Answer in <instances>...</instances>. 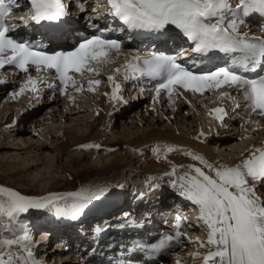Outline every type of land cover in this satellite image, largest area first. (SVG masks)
<instances>
[{"label":"snow or ice","instance_id":"obj_1","mask_svg":"<svg viewBox=\"0 0 264 264\" xmlns=\"http://www.w3.org/2000/svg\"><path fill=\"white\" fill-rule=\"evenodd\" d=\"M71 2L80 12H85L87 0ZM27 3L30 14L27 18H19L25 27L30 23L59 27L70 17V5L66 0H27ZM103 3L107 6L103 17L97 9H92L104 21V27L90 25L98 34L79 39L71 50L49 53L29 40L13 36L19 25L9 17L13 6L19 5L17 0H0V70L11 66L26 74L18 91L12 93L13 98L25 91L38 94L40 84H46L61 95H66L69 87L81 92L83 83L75 76L85 74L90 76L87 90L94 91L92 86L102 83L95 77L105 65L113 62V54L119 55L123 49L122 40L110 38L108 33L125 31L129 36L165 43L184 38L191 42V47L186 53L181 51L176 55L149 51L147 55L121 57L124 64L107 75L112 85L111 99H122L118 95L121 85L116 80L120 74L125 80L147 78L155 81L156 102L162 93L170 103L174 102L173 96L184 98L187 103L185 92L204 95L206 91L228 87L242 95L244 104L237 102L231 92L219 91V98L231 101L233 111L242 109L245 123H250L248 118L253 115L264 118V75L257 72V69L264 72V38L240 30L245 18L255 14L264 18V0H238L235 6L230 0H103ZM87 18L91 20V15ZM139 51L141 49H137ZM192 54H196L193 65L221 59L228 66L193 72L178 62L184 55ZM30 67L35 68L37 77L31 75ZM45 72H52L54 76L45 77ZM250 72H256V78L245 75ZM53 80L58 84L51 82ZM4 83L7 81L0 80V84ZM209 115L223 123L228 111L216 107ZM203 135L201 132L200 136ZM81 147L99 149L100 145ZM152 151L157 159L161 154L167 158L170 152L182 151L203 167L173 165L171 172L164 173L175 177L170 187L177 190L184 201L190 202L197 215L191 222L188 216L177 215L173 233L163 235L157 243L145 245L142 250L155 255L187 239L197 248L188 260H177L176 264H197L198 261L199 264H264V194L260 191L264 188V147H252L232 166L209 163L190 150L171 146L163 150L156 146ZM156 179L150 177L148 187H158L153 183ZM106 192V188L97 186L64 195L33 197L0 186V264H40L32 251L28 226L20 221L21 214L55 209L59 216L75 220ZM60 201L64 204L58 203ZM185 225L201 230L204 238L190 237L187 231H181ZM201 249L205 251L202 253Z\"/></svg>","mask_w":264,"mask_h":264},{"label":"rangeland","instance_id":"obj_2","mask_svg":"<svg viewBox=\"0 0 264 264\" xmlns=\"http://www.w3.org/2000/svg\"><path fill=\"white\" fill-rule=\"evenodd\" d=\"M103 5H104L103 0H88L86 4L87 7L86 9H90L93 7L98 9L100 7L105 6ZM88 13H90V11ZM90 14H94V13L91 12ZM112 60L113 62L111 64L105 66L107 70L109 67L111 68L113 67L112 70H114L115 67L116 68L119 67V65L122 62V59L116 55L112 56ZM112 70L111 73L113 72ZM102 71L98 77H95L100 79L102 83L99 86L93 85L92 87L95 89L94 91H89V92L82 91L77 94L80 97V100L84 101L85 103L87 102L88 106H87V111H84V113L78 114L76 116L68 115L69 117L70 116L75 117L74 120L71 119L60 120L58 118L61 116L62 114L61 112H63V110L66 109V104L68 102L70 103L69 99L63 100L65 97H61L58 100L51 101V100H47V97H44L43 95L41 98L38 97L35 98L36 93L34 94V96L31 97L29 96V91H25L24 93L13 98L12 93L13 91H15L14 87L13 88L11 87L9 90H5L2 92V94H0V143L11 145L12 143L18 142V146H13V148H17V149L22 148L21 150L14 149L9 152L4 151V149H0V185L9 186L8 188L13 189L15 191H17V189L20 190L23 189L22 190L23 192L29 191L28 192L29 194H26V196L41 197V196H48L49 194L64 195L67 193L79 191L82 188H92L94 187V183L92 182H94L97 175L101 173H110L107 171L106 168H104L101 171L102 168H98V166L95 165L94 166L89 165L91 164L92 161H95L97 163L98 161H100L101 162L99 163L100 165L102 164V162L106 160H113L112 162L115 163V166H117L119 170L117 172L118 173L117 177L114 179L115 183L113 184V186L117 187L118 184L122 182V180H125L130 185L137 184L138 187L140 186L142 189L146 187V184L148 183V180H146V178L149 179L150 177L161 178L162 183L165 182L168 183L169 178L162 179L161 174L166 173L165 171H167V169L172 167L174 164L175 165L177 164V162H172L168 159H165L163 155L161 156V160H158L157 162L153 163L150 159L151 157L149 158V156H147V152H143V153L141 152V155L139 157L137 155V151L136 153L134 152V149L136 148V145L142 143L143 142L142 140L144 139L149 140V143L151 144L150 146L151 149L156 146H160L161 149H164V147L168 145L174 147L172 145L177 146L176 143H178L177 141H179V139H185L188 141V143L186 145L184 144L179 145V146H184L183 150L191 147L194 150V153H196L197 155L206 153L207 157L214 159L219 158L220 159L219 161L221 163H225L228 160H232L233 158H231L230 156L233 153H235V151L236 152L239 151L241 147L248 144V142L256 141V137L258 138L257 139L258 142L262 138H264V125L263 127H261L260 130H254L252 125H249L243 129L241 128V130L230 132L229 135H221V138L208 139L206 135H203L202 137L200 136V134L197 135L196 132H198L200 128L198 130V126L195 127L196 125L195 123H193L194 119L197 118L202 119L201 126L203 127L204 134H209L211 132V128L213 127L212 121H210V119L206 117L205 113L203 116V111H205L204 109L207 108V106L209 105V102L211 101L210 99H208L207 103H203L204 98L196 97L191 99L190 101L193 103L197 102L196 99L199 100L198 102H200L199 103L200 105L195 104V106H192V107L197 106V109L193 110V114L195 115L193 116V118L191 117L189 119L186 118V120L187 119L188 120L186 121V123H183L182 122L183 120L180 118L183 117L182 115H184L185 117L188 116L185 115L184 112L187 113L189 111L188 110L189 108L184 106L178 108L179 112H181L180 114L181 117L179 118L172 117V115L171 116L166 115L164 117L168 118V120L170 121L166 122V120L164 119L161 121L162 118L161 114L160 117H158L157 116L158 113L155 112L156 102H152L151 104V101L149 99L146 100V98L143 97L139 98L136 95L134 99L129 100L130 102L132 101L131 106L129 108L124 110L121 109L118 111L119 108L116 110L117 108L116 106L115 109L113 108L112 110L114 114L119 112L121 114V118L125 119V121L130 124L129 130L126 131L125 135L124 133H120L122 131V128L120 127L122 122H120L121 118H119L118 116L119 119L118 118L117 119L120 121H117V125H115L112 129H110L111 127L109 126L108 128L109 131L107 130L106 132H104L105 134L104 136H102L107 141L124 139L123 141H125V143L127 142L128 144H125L121 148L112 150L107 153L102 151L101 149H98L97 151L96 149L83 150L82 148L76 146H71L67 148L65 145L70 144L73 140H69L68 133L64 132L62 127L68 125L71 127L72 131H75L77 133H87V131L89 130L88 128L89 120L91 118L97 117L99 113L97 108V98L100 96V94L103 91H104L103 93H107L109 90V87H107L106 85L107 75L104 76L103 75L104 72ZM72 90L73 89H71V91ZM10 92L12 93L10 94ZM70 94L71 97L75 95L73 92H71ZM94 94L96 95L93 96ZM53 102H55L56 104ZM87 104H85V108ZM28 105L29 107L30 105H33L35 113L32 115L33 119L32 118L30 119L32 121L29 122V124L27 125L26 122L25 124L22 121L21 116L23 113H21V110L22 109L23 111L28 110ZM164 107L170 108L167 105V103L163 105V108ZM202 107L203 110L200 111ZM168 108L164 110L166 112L162 111V109H160L159 111H162L164 113H171V111ZM7 115H8L7 118L11 117L10 119L12 121L13 118L14 119L18 118L16 119L18 120L17 121L18 123L14 130L17 129L18 125L19 128L23 130L26 131L32 129L33 130L31 132L28 131L30 133H27V135L23 138L19 137L18 139L17 138L13 139L15 137L13 136V133L10 131L11 129L8 128L9 130H6L4 128L6 124H3V121L5 120L6 122ZM140 115L143 119L146 118L151 119L150 124L146 126V125H142L143 121L139 123V119L141 118ZM85 120L87 121L82 123ZM101 123L103 125L105 124L104 121H102ZM188 123L189 124L191 123L193 125H190L188 127L186 126V124ZM262 123L264 122L263 121L261 122V126ZM165 125L167 126L166 130L163 128V126ZM257 133L258 134L260 133V137L258 136ZM10 135L12 137H9ZM197 137H200L201 140L199 138L197 139ZM203 138L206 139L205 142L207 144L213 141H216L217 144H219L221 142L223 143L225 140L228 139L231 140L230 141L231 143L229 144L231 147L228 148L227 151L225 150L226 151L225 154L221 152L222 148H224L223 145L215 146V144L214 145L211 144L209 145V148L211 147V149L206 150L207 149L206 148L202 150L200 149L199 145L202 146ZM31 143L36 145L44 143L48 147L47 149H45V151L40 152L38 150L36 151V149L32 147ZM83 145H85V143H83L81 146ZM62 147L64 148L62 149ZM178 153L180 154L176 156L172 152L171 155L170 154L169 155L173 156L174 159H178V160L181 158L190 157V156L189 157L182 156V154H184L182 151H179ZM167 157L169 156L167 155ZM70 158H76L79 161L78 164L72 165V163H70L69 160ZM52 160L55 161V165H52L53 164ZM34 163L35 164L41 163V164L40 166H37L36 168L33 167L30 170L29 169L30 166L33 165ZM196 163H199V161H197ZM213 163L216 162L213 161ZM111 165H113V163ZM25 167L28 170L27 172L23 169ZM36 174L40 178L37 179L38 180L37 183H34V181H32V176ZM53 178H57L56 181H51V179ZM41 184L53 185L54 187L56 188L58 187V188L40 192L39 187L41 186ZM37 211L38 210H30L28 213L21 214L20 221H22L28 226L29 221L28 219H26L29 217L28 214H33L34 212ZM0 231H2V229H0ZM193 233L200 237L204 236L203 232L198 228H195V230H193ZM64 247L66 246L64 245L63 248ZM63 248L61 249V251H59V253L57 250L56 252L57 254L53 253V255H48L49 257L53 256V259L50 257L48 261L49 264L53 263L54 260L58 261L59 259H62V261L59 264L69 263L71 254H67V251L65 250L63 251ZM60 256L63 258H59ZM44 257L45 256L43 257L41 256L42 259ZM38 258H40V256L39 257L37 256V259Z\"/></svg>","mask_w":264,"mask_h":264},{"label":"bare ground","instance_id":"obj_3","mask_svg":"<svg viewBox=\"0 0 264 264\" xmlns=\"http://www.w3.org/2000/svg\"><path fill=\"white\" fill-rule=\"evenodd\" d=\"M100 2V1H99ZM230 2L232 3L233 1H231L230 0ZM104 6V5H103ZM93 12V11H92ZM18 22H20V21H18ZM129 57H131V54L129 55ZM109 65V64H108ZM106 66V65H105ZM103 67V70L106 72H110L111 70H112V68L111 67H109L108 68V70L106 69V67ZM110 70V71H109ZM103 72V71H102ZM107 73V74H108ZM79 82H81V83H83V86L87 83V79L86 78H82V79H80L79 80ZM110 85V84H109ZM109 87V90H108V92H107V94L108 95H105V93H101L100 94V96L97 98V108H98V111H99V113H98V115H97V117H94V118H91L90 120H89V122H88V124H89V130L87 131V133H77V132H75V131H72L71 130V127L70 126H68V125H65L64 127H62V129H63V131L64 132H67L68 133V136H69V140H73L70 144H68V145H65L67 148L68 147H71V146H76V147H80V148H82L83 150H88V149H96V151L98 150L97 148H95V147H87L86 149H84L83 147H81V145L83 144V143H85V145H100V148L99 149H101L102 151H104V152H110L109 151V149H111V151L112 150H115V149H119V148H121L123 145H125V144H128L127 142L125 143V141H123L124 139H117V140H115V141H107V140H105L102 136H104V132H106L107 130L109 131V126L111 127L110 129H112L115 125H117V121H120V120H118L119 118H121V114L119 113V112H117V113H113V106H112V103H111V101H113V99H111V89H110V86H108ZM84 88V87H83ZM87 89V88H86ZM108 89V88H107ZM106 90V89H105ZM0 94H2V91H0ZM75 95H73L72 97H71V94L69 93L67 96H65V98L63 99V100H67V99H69V97H71L72 99L70 100V103L68 102L67 104H66V109L65 110H63V112H61L62 114H61V116L60 117H58L60 120L61 119H71V120H74L75 119V117H72V116H68V115H74V116H76V115H78V114H81V113H84V111H87V106H88V104H87V102L85 103L84 101H82V100H80V97L77 95L78 93L77 92H75L74 93ZM96 94H94L93 96H95ZM136 95V94H135ZM138 95L139 94H137V97H138ZM205 95V94H204ZM92 96V97H93ZM201 96H203V95H201ZM136 96H129L128 95V98L130 99H134ZM184 97L186 98V100L188 101L187 103L185 102V99L184 98H177V97H175V96H173V101L174 102H169V100H168V102H167V105L170 107V108H168V107H164L163 108V105H165V102L163 103H161V102H156V110H155V112L156 113H158L157 114V116L158 117H160V114H161V121L164 119V120H166V122H169L170 120H168V118H166V117H164V116H171L172 115V117H177V118H179V117H181L180 116V114H181V112H179V109L178 108H180V107H187V108H189L188 110V112L186 113V112H184L185 113V115H188V116H184V115H182L183 117H181L180 119H182L183 121V123H186V121L191 117V118H193V116L195 115V114H193V110H195V109H197V106L196 107H192V106H195V104L196 105H200L199 103L200 102H198L199 100H197L196 99V101L197 102H191L190 100L191 99H193V98H196V97H198V96H190V95H188V94H184ZM202 98H204V97H202ZM205 98H207V96L205 97ZM204 98V102L203 103H207L208 102V98L207 99H205ZM147 100V99H146ZM159 100H161V98H159ZM52 101V100H51ZM134 101H136V100H134ZM163 101V100H162ZM214 101V98H213V100H211L209 103H211V102H213ZM132 102V101H131ZM46 103V102H45ZM53 103H55V102H53ZM48 104V103H47ZM49 104H51V103H49ZM56 104V103H55ZM85 104H87L86 105V108H85ZM151 104H152V102H151ZM65 105V104H64ZM68 105V106H67ZM201 107V106H200ZM208 107L209 106H207V108H205V111H203V116H204V113H206V111L208 110ZM111 108V109H110ZM120 108V107H119ZM169 109L170 111H171V113H164V112H166V111H164L165 109ZM160 109H162V111H164V112H162V111H159ZM173 109H174V111H173ZM121 110V109H120ZM203 110V107L201 108V110L200 111H202ZM119 111V110H118ZM21 113H23L22 114V121L25 123H27V125L29 124V122H31L32 120H30L33 116V114L35 113V110H34V107H33V105H30V107H29V105H28V110H24L23 111V109L21 110ZM188 113H190V114H188ZM177 114H179V115H177ZM192 114V115H191ZM118 116H119V118H118ZM8 117V115L6 116V122H5V120L3 121V124H9V123H11V117L10 118H7ZM138 117H139V115H138ZM140 117H141V115H140ZM90 118V117H89ZM118 118V119H117ZM137 118V117H136ZM186 118H188L187 120H186ZM197 118V117H196ZM14 119V118H13ZM16 119H18V118H16ZM33 119V118H32ZM117 119V120H116ZM198 119V120H197ZM197 119H194V122L193 123H195V127H197L198 126V130H199V128H200V130H202L203 129V127H201V121H202V119H200V118H197ZM28 120H30V121H28ZM114 120V121H113ZM151 119H143L142 117L139 119V123H141L142 121H143V124L142 125H149L150 124V121ZM193 120V119H192ZM87 120H85V121H83L82 123H84V122H86ZM102 121H104L105 122V124L103 125L101 122ZM153 121V120H152ZM264 122V119H259V120H253L250 124H246V126H249V125H252V127H253V129L254 130H260L261 129V127H263V125H264V123H262V126H261V122ZM120 122H122L121 123V128H122V131L120 132V133H124V135H125V133H126V131L127 130H129V123L128 122H126L125 121V119H123V118H121V121ZM25 123V124H26ZM191 123H192V121H191ZM186 124V126H190V125H193V124ZM37 125V124H36ZM35 126V125H34ZM132 126V125H131ZM246 126H241V127H238V126H230L231 128L230 129H233V131H237V130H241V128L243 129V128H245ZM29 127V126H28ZM132 128H134V127H132ZM163 128L166 130V128H167V126L165 125V126H163ZM7 130H9L8 128H6ZM15 128H12L10 131L13 133V136L15 137V138H13V139H18L19 137H25L26 135H27V133H30L32 130H28V131H30V132H28V131H26V130H23V129H21V128H19V125H18V127H17V129L16 130H14ZM131 129V128H130ZM42 130V129H41ZM147 130V129H146ZM197 130V131H198ZM199 130V131H200ZM150 131V130H149ZM198 131V132H199ZM164 132V131H163ZM165 133V132H164ZM196 134H197V132H196ZM258 134V133H257ZM29 135H31V134H29ZM224 135H229V133H224ZM160 136V135H159ZM258 136L260 137V133L258 134ZM9 137H12L11 135L9 136ZM9 137H7V138H9ZM124 137H126V136H124ZM202 137V136H201ZM21 138V139H22ZM12 139V140H13ZM135 139V138H134ZM133 139V140H134ZM199 139H200V137H199ZM258 138L256 137V141H253V142H248V144H246V145H244L243 147H241V149H243V150H239V151H235V153H233L230 157L231 158H233L232 160H228L227 162H225V163H221L220 161L218 162H216V163H214V164H224V165H228V166H232V165H235L236 163H239L240 162V160L242 159H236L235 157H239L240 155H241V153H243V155L244 156H246L247 155V152H248V150L249 149H251L252 147H264V141H263V139H261V141H259L258 142V140H257ZM132 140V141H133ZM201 140V139H200ZM205 138H203V144H202V146H200L199 145V147H200V149H202V150H204V149H206V150H209V149H211V147L209 148V145H211V144H215V146H224V148H222V153H226V151H227V149L228 148H230L231 146L229 145L231 142V140H225L223 143L221 142V143H219V144H217V142L216 141H213V142H209V144H207L206 142H205ZM255 140V139H254ZM131 141V142H132ZM143 142L142 143H139V144H137L136 145V148L134 149V152L136 153V151H137V155L140 157V155H141V152L143 153V152H147V156H149V158L151 159V161L153 162V163H155V162H157L158 160H161V156L163 155V154H161V156H160V158L159 159H156L157 158V156L154 154L153 155V151H152V149L150 148V146H151V144L149 143V140L147 139V140H142ZM218 141H220V140H218ZM29 142V141H28ZM27 142V143H28ZM35 142V141H34ZM136 142V141H135ZM178 143H176L177 144V146H175V145H172V146H174V147H176L175 149H181V150H183V148H184V146H179V145H181V144H184V145H186L187 143H188V141L187 140H185V139H179V141H177ZM205 142V143H204ZM24 143V142H23ZM26 143V142H25ZM194 143V142H193ZM201 144V143H200ZM31 145H32V147H34L35 149H36V151L38 150V151H40V152H42V151H45V149H47V147L48 146H46L44 143H42V144H32L31 143ZM36 145V146H35ZM195 145V144H194ZM13 146H18V142L17 143H12L11 145H7V144H5V143H0V149H4V151H6V152H9V151H12V150H14V149H17V148H13ZM168 146H171V145H168ZM207 146V147H206ZM160 147V146H159ZM173 147V148H174ZM245 147V148H244ZM64 147H62V149H63ZM161 148V147H160ZM165 148V147H164ZM18 149H22V148H18ZM17 149V150H18ZM78 149V148H77ZM224 149V150H223ZM239 149V148H238ZM24 150V149H23ZM163 150V149H162ZM188 150H190L191 152L193 151V149L190 147V148H188ZM226 150V151H225ZM47 151V150H46ZM225 151V152H224ZM229 151V150H228ZM179 151H175V152H172V153H174V155L176 156V155H179L180 153H178ZM33 153V152H32ZM39 153V152H38ZM171 155V152L170 153H168V156L169 157H167V158H165V159H168V160H170V161H172V162H177V164H176V166H180V165H195V163H194V161L195 160H193L192 159V157L190 158L189 157V155H185V154H182V156H186V157H189V158H181V159H174L173 158V156H170ZM2 159V158H1ZM235 159V160H234ZM38 160H40V159H38ZM70 160V163H72V165L73 164H78V160L76 159V158H70L69 159ZM36 161V160H35ZM113 160H106V161H104V162H102V164H100L99 165V163H101L100 161H98V163L97 162H95V161H92L91 162V164H89V165H92V166H98V168H102L101 169V171L104 169V168H106L107 169V171L108 172H110V173H101V174H99V175H97V177L95 178V180H94V182H92V183H94V187H104V188H106L107 189V192L108 191H110V190H112L113 189V184L115 183L114 182V179L117 177V175H118V167L117 166H115V163L114 162H112ZM52 162H53V164L52 165H55V161L54 160H52ZM113 163V165H111ZM182 163H184V164H182ZM41 164V163H40ZM40 164H33V165H31L30 166V170L34 167V168H36L37 166H40ZM175 165V164H174ZM26 172L28 171L27 169H26V167L25 168H23ZM171 169H172V167H170L169 169H167V171H165L166 173L167 172H171ZM19 171H21V170H19ZM180 171H183L182 169H180ZM114 172V173H113ZM162 176V179L163 178H165V177H167V176H165L164 175V173H162L161 174ZM169 177V176H168ZM40 177H38L37 176V174L36 175H34V176H32V181H34V183H37L38 182V180L37 179H39ZM170 178V182H171V180L172 179H175V177H169ZM56 179L57 178H53V179H51V181H56ZM146 180H148L149 181V179L148 178H146ZM123 181V180H122ZM125 181V180H124ZM121 183V182H120ZM154 183L155 184H158L159 186L158 187H151V189H148V186L147 187H144V189H145V192H144V195H147V198H151V196H153V198L154 199H158V198H160V200H161V196H165V195H168V192H173V193H177V190H175V189H173V188H171L170 187V184H163L162 182H161V178H158V179H156L155 181H154ZM134 186V185H133ZM54 188H56V187H54L53 185H47V184H44V185H42L41 184V186L39 187V191L40 192H44L45 190H50V189H54ZM58 188V187H57ZM56 188V189H57ZM148 189V190H147ZM156 190L158 191V192H156ZM17 191H21L20 189H17ZM168 191V192H167ZM260 191H261V189H260ZM29 192V191H28ZM28 192H24V193H28ZM36 192H38V191H36ZM123 195V194H122ZM171 197H175V196H171ZM151 200V199H150ZM156 201V200H155ZM64 202V201H63ZM63 202H58V203H63ZM125 202H126V200H125ZM162 203V200L160 201V204ZM138 206H139V204H138ZM29 218V217H28ZM49 242V241H48ZM31 247H32V251L36 254L35 256H37V255H39V253L40 252H42V250H39L38 249V245L37 244H35V242H33V244L31 245ZM55 251H57V249L56 250H54L52 253H54ZM59 253V252H58ZM46 254V253H45ZM55 254H57V253H55ZM54 254V255H55ZM46 256V255H45ZM55 257V256H54ZM177 257H179V256H177ZM52 259H53V256L51 257ZM59 258H63V257H59ZM48 258H47V256H46V259L45 260H47ZM55 259V258H54ZM68 260V259H67ZM40 261V260H39ZM62 261V259H59L58 261H53V263H51V264H56V263H60ZM66 262V261H65ZM64 262V263H65ZM41 264V263H40ZM45 264V263H44ZM67 264H75L74 263V261L72 262H70L69 261V263H67Z\"/></svg>","mask_w":264,"mask_h":264}]
</instances>
